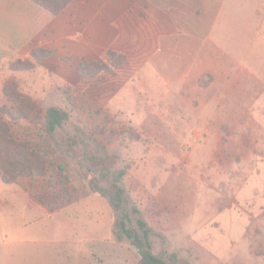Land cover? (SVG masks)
I'll return each mask as SVG.
<instances>
[{
  "label": "rangeland",
  "instance_id": "374dc122",
  "mask_svg": "<svg viewBox=\"0 0 264 264\" xmlns=\"http://www.w3.org/2000/svg\"><path fill=\"white\" fill-rule=\"evenodd\" d=\"M263 1L239 2V52L264 35ZM210 47L180 78L158 71L153 54L117 51L120 64L111 66L118 55L83 59L78 65L103 59L107 68L81 76L77 66L60 87L42 65L0 74L35 105L10 122L14 135L28 129L38 145L44 110L56 105L70 114L60 133L85 141L70 156L56 153L62 180L0 179V264L139 263L107 199L89 188L82 155L96 153L92 139L107 164L125 170L123 185L154 228V253L192 264H264V42L251 54Z\"/></svg>",
  "mask_w": 264,
  "mask_h": 264
},
{
  "label": "crops",
  "instance_id": "0c3cea01",
  "mask_svg": "<svg viewBox=\"0 0 264 264\" xmlns=\"http://www.w3.org/2000/svg\"><path fill=\"white\" fill-rule=\"evenodd\" d=\"M247 1L245 5L251 4ZM239 2L73 0L53 15L32 0H0V74L12 71L10 65L18 59L29 60L33 67L53 69L60 78L54 87H60L68 70L77 73L81 60L101 58L113 50L136 58L153 54L158 71L180 78L188 74L200 54L206 53L207 45L211 54L258 51L264 35L254 41L245 37L251 43L241 47V53L235 44L237 37L242 38L237 30ZM34 48L53 53L35 61L31 56ZM3 87L0 81V105L8 103Z\"/></svg>",
  "mask_w": 264,
  "mask_h": 264
},
{
  "label": "trees",
  "instance_id": "16d2710c",
  "mask_svg": "<svg viewBox=\"0 0 264 264\" xmlns=\"http://www.w3.org/2000/svg\"><path fill=\"white\" fill-rule=\"evenodd\" d=\"M72 1L32 0L53 15L60 13ZM52 53L51 50L34 48L31 56L35 61H40L51 56ZM117 55L120 60L111 63V66L120 64L123 56L113 50L107 52V61H111ZM99 64L102 68H107L103 59L90 62L84 60L78 65V73L81 76H92L93 71L89 70L90 66ZM33 66L34 63L29 60L18 59L10 65V69L12 71L29 70ZM3 93L10 104L0 106V179L10 183L20 177L37 176L47 178L51 183L52 178L57 175L58 180H62L64 173L61 174L58 170H64L56 163V153L70 156L73 146L82 145L85 142L83 134L80 136L66 134L64 137L60 133L69 121V112L56 105L46 107L42 121V134L38 139V145H34L31 140H28V129H23L25 134L14 135L10 125V122L17 124L20 119L28 118L29 113L35 108L32 99L19 91L16 81L6 82ZM91 141L97 148L96 153L86 152L82 155L87 160L84 162V167L91 175L88 179L89 188L107 199L116 214L118 234L128 240L140 256L138 264H192L190 259H181L174 252L154 253L151 238L154 228L124 187L125 170L113 168L107 164L105 148L96 140ZM37 198L41 201V197Z\"/></svg>",
  "mask_w": 264,
  "mask_h": 264
}]
</instances>
